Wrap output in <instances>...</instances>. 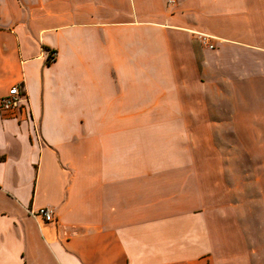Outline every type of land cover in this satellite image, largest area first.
I'll return each mask as SVG.
<instances>
[{"label":"crops","instance_id":"0c3cea01","mask_svg":"<svg viewBox=\"0 0 264 264\" xmlns=\"http://www.w3.org/2000/svg\"><path fill=\"white\" fill-rule=\"evenodd\" d=\"M13 86L0 264H264V189L209 145L264 137V0H0Z\"/></svg>","mask_w":264,"mask_h":264},{"label":"rangeland","instance_id":"374dc122","mask_svg":"<svg viewBox=\"0 0 264 264\" xmlns=\"http://www.w3.org/2000/svg\"><path fill=\"white\" fill-rule=\"evenodd\" d=\"M202 42V41H201ZM54 55L53 52L49 53ZM55 58V55H54ZM53 61V60H52ZM51 62V60H50ZM218 129V126H215ZM226 136L215 137L209 140L211 147H220L221 153L220 160L225 162H241L243 164H251L247 166V169H243L240 172L244 175L245 173H251L257 178V185L261 190L264 189V137H234L230 135L227 130ZM217 157V154H216ZM246 178L243 176L242 184ZM230 184H235L231 182ZM51 211V210H50ZM52 216V213H51Z\"/></svg>","mask_w":264,"mask_h":264},{"label":"built area","instance_id":"2783aa9c","mask_svg":"<svg viewBox=\"0 0 264 264\" xmlns=\"http://www.w3.org/2000/svg\"><path fill=\"white\" fill-rule=\"evenodd\" d=\"M166 5L172 7L176 0H164ZM202 44L205 47L212 48L206 36H202ZM54 59V55L50 54V60ZM27 102L23 93L18 86H13L7 92V95L0 98V112L8 115H14L17 111L25 110ZM32 217L41 216L44 221H52L51 211L48 208L40 209L37 212L29 211Z\"/></svg>","mask_w":264,"mask_h":264},{"label":"trees","instance_id":"16d2710c","mask_svg":"<svg viewBox=\"0 0 264 264\" xmlns=\"http://www.w3.org/2000/svg\"><path fill=\"white\" fill-rule=\"evenodd\" d=\"M47 63H50V57L48 56V58H47V61H46Z\"/></svg>","mask_w":264,"mask_h":264}]
</instances>
